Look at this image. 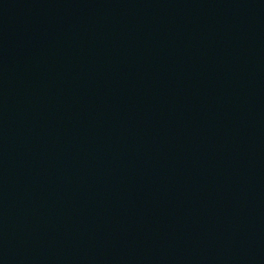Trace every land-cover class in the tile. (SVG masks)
I'll list each match as a JSON object with an SVG mask.
<instances>
[{
  "label": "water",
  "instance_id": "water-1",
  "mask_svg": "<svg viewBox=\"0 0 264 264\" xmlns=\"http://www.w3.org/2000/svg\"><path fill=\"white\" fill-rule=\"evenodd\" d=\"M0 264H264V0H0Z\"/></svg>",
  "mask_w": 264,
  "mask_h": 264
}]
</instances>
